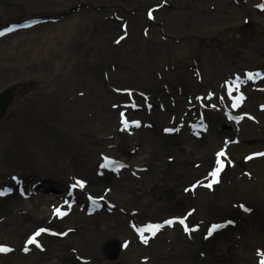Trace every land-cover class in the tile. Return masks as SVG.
<instances>
[{"label":"bare ground","instance_id":"obj_1","mask_svg":"<svg viewBox=\"0 0 264 264\" xmlns=\"http://www.w3.org/2000/svg\"><path fill=\"white\" fill-rule=\"evenodd\" d=\"M79 1L55 0L50 3L66 7ZM135 1L128 0L127 4ZM180 6L183 11L188 9L183 4ZM229 10L225 15L207 13L209 16L192 10L193 17L183 20L181 16L186 14L165 9L157 18L164 16L162 19L174 26L176 35L210 36L219 28L237 24L239 7L232 5ZM63 16L64 19L50 23L49 30L43 26L33 36L14 35L0 42V87L3 89H14L13 85L20 78L48 77L51 82L60 81L50 94L28 95L20 101V131H28L35 139L44 130L50 132L56 148L66 151L72 159L69 165L81 164V159L74 158L71 152L80 151L82 154L76 157L83 158L88 156L90 147L103 151L104 138L114 134L115 122L121 113L114 107L121 106L122 95H126L119 91L126 88L130 93L153 91L156 101H163L164 112L151 113L158 124H167L174 116H180L188 103H183V95L186 98L188 92L192 96L196 95L193 91L201 93V87L205 91L209 89L205 98L208 106L203 110L209 122L203 119L201 126L204 121L205 128L199 126L197 134H186L181 130L175 135L178 145L158 136L155 131H142L139 136L141 150L146 146L151 151H141L143 158L128 165L126 169L134 175L127 174L126 170H103L99 184H104L91 186L95 194L133 213L140 228L156 229L159 226L162 234L155 232V238L147 246L146 243L137 246L138 236L128 230L126 219L116 206L112 214H76L67 219L69 226L59 228L60 234L56 235L61 241L56 238L43 242L48 248L46 252L39 247L24 256L1 259L0 264H78L70 261L67 253L85 254L86 259L80 264H145L148 259V263L155 261L152 264H257V258L264 254V112L256 111L259 100L264 97L259 89L246 86L242 90L235 86L229 77L230 65L225 68L216 64L208 57V52L201 54L200 63L203 70L208 65L212 74L205 84L203 80L202 86L189 72V66L194 64L192 55L196 52L197 40L186 35L187 40L181 42L163 41L154 34L148 39L136 26L138 17L140 23L143 20L140 13L126 18L130 22V27L124 31L126 38H118L119 22L106 26L102 24L106 20H99L101 14ZM49 38L50 45H47ZM44 40L41 47L36 43H44ZM254 53L251 50L248 56H255ZM262 83L264 85V79L256 82L257 85ZM236 93H247V97L239 99L237 107L231 109L228 126L223 122V109L218 116L214 105L218 108L230 106ZM170 100H173V107ZM145 112L138 114L145 116ZM253 116L256 124L247 121ZM69 119L85 122L93 145L84 146L77 142L78 134L64 131ZM0 129L11 136L7 143L5 134L0 131V144L5 142L0 147L1 157L7 165L15 170L36 169L32 161L35 158L33 150L25 143L27 137L15 136L9 126L1 125ZM232 135L238 136L240 142L226 149L225 144ZM86 136L84 132L83 138ZM111 138L115 137L112 135ZM111 152L116 153L114 148ZM168 155L171 159L166 158ZM208 160L219 165H212ZM226 163L230 165L228 171ZM34 194L28 201L12 198L7 203V200L0 203V245L9 233L14 234L11 240L17 245L25 243V232H29L27 237L30 239L37 238V226L33 227L35 223L31 221L39 219L35 214L40 211L38 201L42 198H32ZM173 197L180 198L182 203H174ZM243 201L248 206V203L255 205L251 206L249 214H246L247 209L242 210L245 208ZM223 208L230 217L219 228H207L212 232L205 238L207 240H201V231H195V227L203 229V224L199 228L188 221L189 228L194 225L188 233L191 238L182 234L184 227H180V222L189 210L194 212L195 218L191 220L195 221L221 217ZM28 211L32 213L28 218L16 216L13 223L6 220L16 212L27 215ZM168 222L172 224L169 227L166 226ZM125 237L128 239H123ZM107 242L113 243L114 247L113 250L110 248L109 254L103 250Z\"/></svg>","mask_w":264,"mask_h":264},{"label":"rangeland","instance_id":"obj_2","mask_svg":"<svg viewBox=\"0 0 264 264\" xmlns=\"http://www.w3.org/2000/svg\"><path fill=\"white\" fill-rule=\"evenodd\" d=\"M51 1L55 0H0V42L14 35H18V37L24 34L33 36L34 32L40 30L39 28L43 26H47L49 30L50 23H56L64 19L63 15L68 16L78 13H92L95 15L99 14V16L101 14L99 20H106L102 23L106 24V26L119 22L121 31L120 33L118 31L115 35L113 34V37L119 33L118 38H126L127 33L124 31L127 27H130V22H128L126 18L140 13L143 15V20H141L142 22L140 23V17H138L139 19L136 17V26L139 30L141 28V32H144V35L148 39H151V35L154 34L155 38L163 41L172 40L174 42H181L187 40V38L184 37L186 35L190 38L194 37L197 40L196 52L192 55L194 64L189 66V72H191V78H198L197 80L202 86L203 80L205 84L206 81L210 79V73L212 74V72L209 73L208 65L207 68L203 70L200 63L202 59L201 54L203 52H208V57L215 61L216 64L224 66L225 68L228 64L230 65L228 72L231 76H228L235 86H238L242 90L245 89L246 86L252 89L258 88L259 93L264 97L263 83L259 85L256 84L258 80L264 79V0H179L181 1L180 4H183L184 7L189 9H185L184 11L181 9L179 3L175 4L178 0H136L135 3L132 4H127L128 0H99L98 2L95 0H80L78 3H72L66 7L60 4L52 5L50 3ZM232 5H237L240 9L237 24L219 28L215 30L214 33L210 34V36H201L199 34L176 35L173 33L174 26L170 25L167 20L162 19L164 16H161L159 19L157 18L158 14L162 13V10L165 9L174 11L175 13L181 11L184 15L186 14V16H181L183 20L185 17L191 19L193 17V11L202 12L206 15H208L207 13H209V15H214L217 12L225 15V12L231 11L229 9ZM195 15H198V13ZM18 22L22 23L17 24ZM147 31L149 32L147 33ZM41 42L42 41H36L40 47L41 44H45V40L43 41L44 43ZM46 43L50 45V38ZM251 50L255 52V56H248ZM248 63L250 66H247ZM59 85L60 81L53 80L51 82L48 77L20 78V80L13 85L14 89L10 98L4 109L0 112V126H9L17 137L20 135L27 137L25 143L33 150L31 152L35 155V158L32 161L35 162L33 165L36 168L15 170L7 165L0 152V203L4 200H7L5 201L7 203L12 198L20 201H28L31 199L27 193L29 190L36 194V196L34 194L32 198H42L41 201H38L40 203V211L35 214L39 219L31 221L35 223L33 227L37 226V238L30 239V236L27 237L29 232H25L23 239L26 240V244L17 245L11 240L14 234H7L3 237L5 238V245H0V248L7 249V251H0V260L24 256V254L39 247L46 252L48 248L43 242L50 241V239L56 240V238L58 241H61L56 234H60L59 228L70 225L66 222L67 219L69 220V218L79 213H81V216L101 215L105 212L112 214L116 206L119 209L120 215L126 219L128 230H131L132 233L135 232V235L138 236L135 240V243L138 244L137 246H145V241L143 240L145 238L147 240V246L148 243L155 238V232L162 234V231L158 230L160 229L159 226H157L156 229L148 226L140 228L133 213L126 209H124L126 210L124 211L121 207L116 205V203H112L103 196H99L95 193H88L85 187L91 186L90 182H92V180L90 179H102L103 170L108 172L126 170L127 174L134 175L126 169L128 165L143 158L141 151L148 153L151 151V149H148L146 146L141 150L139 141L142 140H140L139 136L142 131L147 129L155 131L158 136L175 141V144L178 145L175 139L177 136L175 135L181 130H184L186 134H197L199 126L205 128L203 126L204 121L209 122L206 115L207 113L203 111L206 110L205 108L208 106L205 98L208 97L206 94L210 91L209 89L205 91L204 87H201L199 88L201 93L193 91L196 95L192 96L188 92L186 98L183 95V103L184 101L188 103L185 104V109L179 113L180 116L178 118L174 116L167 124H158L157 119L151 113L154 111L164 112L165 107L163 101H156L153 91L130 93L128 88H126L125 91H119L126 95H122V100L119 102L121 106L114 107L115 109L118 108V113H121L115 122L114 134L112 133L108 135V138H104L103 151H100V149L95 151L94 148L90 147L91 150H89L88 156H84L83 158L76 157L82 154H80V151L77 153L71 152L74 158L78 160L81 159L82 163L69 165L72 159L69 158V154H67L66 151L64 153L56 148L55 138L50 135V132L44 130L42 131L43 133L38 134L35 139L34 136L31 137L28 131H20L19 129L18 109L21 105L20 101L28 95H35L38 93L50 94V92ZM6 89L7 87L5 89L0 87V92ZM236 94H238V97L235 96ZM236 94L231 100L230 106H221L218 108L212 104L218 116L220 115V109H223L221 114L223 122H226L228 126V117L230 116L229 114L232 113L231 109H235L237 107V102L239 104L241 99L244 100L247 97V93ZM170 102L173 107V100H170ZM259 102L260 103L257 104L258 110L256 111L261 113L264 112V98H261ZM227 104L229 103L227 102ZM110 107L112 108L111 105ZM145 110L148 111L145 112ZM140 111L143 113L145 112L146 115L141 116L142 114H138ZM254 116L247 121L256 124L257 120H254ZM203 119L204 121L201 126V121ZM233 123L237 125L235 122ZM68 130H71V133L79 135L77 142L82 143L84 146L93 145V138L91 134L87 132L84 121L69 119L67 130L65 129L64 131L68 132ZM0 131L2 134H5V142L8 143L11 136L3 129H0ZM84 132L87 134L85 138H83ZM112 135L115 137L114 139L111 138ZM88 141L90 142L88 143ZM5 142H2L0 147L4 145ZM239 142L240 138L232 135V137H229L227 140L225 147L226 149L227 147L230 148ZM249 142L252 143L251 140H249ZM105 147L106 150L104 149ZM113 148L116 151L115 154L111 152ZM85 157H87V159ZM218 157L219 156H217V158ZM166 158L171 159V155H168ZM93 160L95 161L93 162ZM84 161L86 163H84ZM208 162L215 166L219 165L218 162L216 163L210 160H208ZM229 168L230 165L226 163V171H228ZM70 170H72V172H70ZM172 200L176 204L182 203L180 198L173 197ZM248 204L249 206L245 203V208L242 209L248 210L246 214L251 212L252 205L255 206L251 203ZM225 209L226 208H223L220 212L221 217L213 219L202 218L195 221L191 220V218H195L194 212L189 210L188 214L185 215L187 221L185 222V219L181 222L179 221L180 227H184L182 234L189 238V231L194 229V225L192 228H189L190 225L197 224L200 228V224H203V229H197L195 227V231H201V240H207L205 238L209 237V233H212L208 231L207 228H219L222 222L226 221L227 217H230L225 214L227 212ZM231 209L234 208L232 207ZM22 213L27 214L25 212ZM31 214L32 213L29 211L27 215L16 212L14 216H9L6 220L13 223V220L17 219L16 216L28 218ZM231 214L232 213H230V215ZM188 221L191 222V224H187ZM167 224L166 226L168 227L172 225L170 222ZM163 228L166 227L163 226ZM179 230L180 229H178V231ZM139 234L145 235L146 237H141ZM123 239L126 240L128 237ZM41 241L42 244H40ZM112 244L111 242H107L104 245L103 250L105 253L109 254V251H111V249L113 250L114 247ZM258 252H260V249H258ZM67 254L70 256V261L78 264L84 263L82 259H86L85 254ZM202 254L204 255V253ZM201 257L203 259V256ZM257 261V264H261V262L264 261V254L257 258ZM148 262H150V259L145 261V264H152L155 261L152 263Z\"/></svg>","mask_w":264,"mask_h":264},{"label":"water","instance_id":"obj_3","mask_svg":"<svg viewBox=\"0 0 264 264\" xmlns=\"http://www.w3.org/2000/svg\"><path fill=\"white\" fill-rule=\"evenodd\" d=\"M22 22H18L17 24H20ZM13 89L12 88H9L5 91H3L2 93H0V112L4 109V107L6 106L9 98H10V95L12 93ZM103 178V177H102ZM92 180V182H90V185L92 186L93 184H99V182L102 180V179H96V178H93V179H90ZM102 185L104 184L101 183ZM101 184H99V186H102ZM29 186V185H28ZM91 186L90 187H85L87 189V192L88 193H91V194H94L93 190L91 189ZM29 196L34 193L32 192L31 190H29ZM203 256V254L201 255Z\"/></svg>","mask_w":264,"mask_h":264},{"label":"snow or ice","instance_id":"obj_4","mask_svg":"<svg viewBox=\"0 0 264 264\" xmlns=\"http://www.w3.org/2000/svg\"><path fill=\"white\" fill-rule=\"evenodd\" d=\"M223 153H221L220 155H222ZM223 165L221 164V167H222ZM30 242H32V241H30ZM147 242V240H145V243ZM0 251H7V249H3V248H0ZM261 264H264V261H262L261 262Z\"/></svg>","mask_w":264,"mask_h":264}]
</instances>
